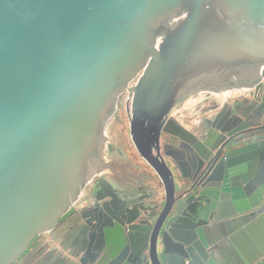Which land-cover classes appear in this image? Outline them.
<instances>
[{
  "label": "water",
  "instance_id": "1",
  "mask_svg": "<svg viewBox=\"0 0 264 264\" xmlns=\"http://www.w3.org/2000/svg\"><path fill=\"white\" fill-rule=\"evenodd\" d=\"M263 79L264 0H0V264H24L45 236L53 242L39 264H264L263 220L243 196L221 198L217 225L239 259L202 250L219 205L208 199L201 211H182L186 194L176 198L166 160L187 175L172 147L161 146L166 136L194 139L173 116L185 98L254 91ZM127 91L124 127L163 199L123 220L99 207L83 215L76 235L84 250L76 255L63 243L60 250L54 232L104 173L108 129ZM211 125L224 141L237 135ZM243 140L218 149L224 154L205 185L228 189L237 174L247 184L256 160L255 179L264 177V143L236 147ZM107 199L108 212L119 203L113 194L94 200Z\"/></svg>",
  "mask_w": 264,
  "mask_h": 264
},
{
  "label": "flooded vegetation",
  "instance_id": "2",
  "mask_svg": "<svg viewBox=\"0 0 264 264\" xmlns=\"http://www.w3.org/2000/svg\"><path fill=\"white\" fill-rule=\"evenodd\" d=\"M262 84V88L254 91L246 90L220 94L198 92L185 98L178 109L174 111L173 116L194 136V139L186 142L166 136L162 139L161 144L162 152L165 145L172 147L169 152L176 156V160L187 175L183 179L184 174L176 171L171 164V159L166 160L175 174L176 198L186 194L184 202L180 205V207H184L182 211L186 208L201 211L208 199L219 205L222 203V197L243 196L250 199L253 205H256L251 214H256L262 218L264 224V177L261 180L255 179L262 166L259 160H256L249 169L250 180L247 184L244 183L241 174L234 176L235 180H228L229 182L226 184L228 189H224V184H204L207 173L220 162L224 154V151L217 154L220 147L226 146L230 142L240 139V137L244 140L236 147H241L244 142L251 140H253L251 143H264V79ZM126 95L128 98L125 101ZM129 97L130 92H125L121 99L119 111L108 129L107 156L104 161L105 171L101 178L93 181L87 187L78 203L64 218L71 220L62 224L54 232L55 247L59 248V245L63 243L72 249L74 254L81 253L84 250L83 241L79 245H75V243L76 235L80 232V226L85 223L83 215L93 214L95 210H99V207L104 210L109 218L117 216L123 220L125 215L128 216L127 211L133 207L141 211L148 209V207L155 210L158 200L163 199V189L160 182L136 151L131 133L127 134L124 127L126 121L124 111L126 110L128 115L127 102ZM233 109L237 110L236 117L239 119L234 124L227 122V118L233 116L231 113ZM211 124H220L221 127L227 128L230 132L236 131L237 135L228 137L224 141L219 132L214 133L215 128ZM225 136L223 135V137ZM248 136L249 138H247ZM214 148L216 149L212 150ZM223 176L225 177L226 174ZM104 182L111 186L112 192ZM238 184L241 186L238 187ZM248 184L250 191H244L243 188ZM208 188L213 189L209 190ZM201 193L203 197L200 196ZM112 194L119 203L110 207L108 212L105 211L103 205L110 202V199L103 202L98 201L99 203L94 200L103 196L110 197ZM179 201L180 199L175 202V205ZM162 203L163 201L160 204L162 205ZM208 205L211 204L208 203ZM219 208L220 205L210 211L207 224L204 226L208 248L202 245V250L213 249L214 255L216 254L223 261L226 260V257L239 259L235 255L233 245L221 235L217 228ZM195 218H198V215ZM182 233H185V238L188 241L192 240L193 235L188 227L184 228ZM87 241L88 243L91 242L90 236H87ZM52 242L48 236L38 239L32 249L34 254H31L24 264L43 262L45 257L50 254L51 248H47V245L52 244ZM59 249L61 250V248ZM104 254L106 253L104 252ZM241 259L238 264L248 263Z\"/></svg>",
  "mask_w": 264,
  "mask_h": 264
}]
</instances>
